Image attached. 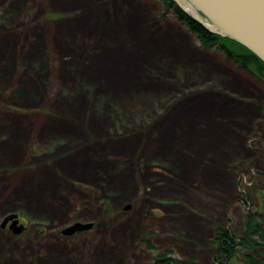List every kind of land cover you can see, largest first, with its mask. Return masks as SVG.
Segmentation results:
<instances>
[{
    "label": "rangeland",
    "instance_id": "obj_1",
    "mask_svg": "<svg viewBox=\"0 0 264 264\" xmlns=\"http://www.w3.org/2000/svg\"><path fill=\"white\" fill-rule=\"evenodd\" d=\"M263 104L161 0H0V264H212L264 192Z\"/></svg>",
    "mask_w": 264,
    "mask_h": 264
},
{
    "label": "trees",
    "instance_id": "obj_2",
    "mask_svg": "<svg viewBox=\"0 0 264 264\" xmlns=\"http://www.w3.org/2000/svg\"><path fill=\"white\" fill-rule=\"evenodd\" d=\"M165 8L173 10L176 19L184 24L187 29L197 38L202 47L216 48L223 53L226 60L231 61L237 67L252 72L264 82V63L250 51L231 39L222 38L209 33L184 11L173 4V0H161ZM264 120V104L262 107ZM264 139V135H263ZM264 180V173H260ZM255 198L258 208L253 210L248 199H244L247 211L244 216L241 232L232 231L230 228L219 229L213 240L216 255L212 264H264V192L256 189ZM147 249L153 250L152 244H146ZM150 264H187L172 257L169 252L155 255Z\"/></svg>",
    "mask_w": 264,
    "mask_h": 264
},
{
    "label": "water",
    "instance_id": "obj_3",
    "mask_svg": "<svg viewBox=\"0 0 264 264\" xmlns=\"http://www.w3.org/2000/svg\"><path fill=\"white\" fill-rule=\"evenodd\" d=\"M173 1L209 33L233 40L264 63V0H183L193 12L186 11L180 0ZM10 221L9 228L15 233L23 230L16 215L4 219L2 227ZM92 226L76 223L62 233L72 235Z\"/></svg>",
    "mask_w": 264,
    "mask_h": 264
},
{
    "label": "bare ground",
    "instance_id": "obj_4",
    "mask_svg": "<svg viewBox=\"0 0 264 264\" xmlns=\"http://www.w3.org/2000/svg\"><path fill=\"white\" fill-rule=\"evenodd\" d=\"M179 2H180V4L182 5V7H183L186 11H188V12H193V10L190 9V7L186 4V2H184L183 0H180Z\"/></svg>",
    "mask_w": 264,
    "mask_h": 264
},
{
    "label": "flooded vegetation",
    "instance_id": "obj_5",
    "mask_svg": "<svg viewBox=\"0 0 264 264\" xmlns=\"http://www.w3.org/2000/svg\"><path fill=\"white\" fill-rule=\"evenodd\" d=\"M18 221H19V225H20V224H23L20 218H18ZM2 223H3V221H2ZM10 224H11V221L8 222L4 228H9ZM62 234H63V233H62ZM63 235H64V234H63Z\"/></svg>",
    "mask_w": 264,
    "mask_h": 264
}]
</instances>
